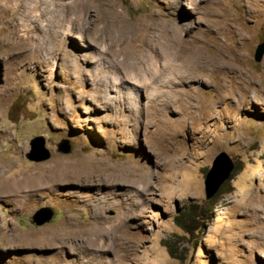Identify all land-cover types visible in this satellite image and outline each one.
<instances>
[{
  "label": "rangeland",
  "instance_id": "1",
  "mask_svg": "<svg viewBox=\"0 0 264 264\" xmlns=\"http://www.w3.org/2000/svg\"><path fill=\"white\" fill-rule=\"evenodd\" d=\"M30 1L0 0V179L42 182L0 195V264H264V0Z\"/></svg>",
  "mask_w": 264,
  "mask_h": 264
},
{
  "label": "water",
  "instance_id": "2",
  "mask_svg": "<svg viewBox=\"0 0 264 264\" xmlns=\"http://www.w3.org/2000/svg\"><path fill=\"white\" fill-rule=\"evenodd\" d=\"M264 55V43H260L254 53V60L256 62L261 61ZM41 139L39 137L33 138L30 141L31 153L27 155L30 161L41 162L49 157V152L44 150L41 145ZM63 153L69 151L68 146L61 147ZM234 168L233 160L225 153L221 152L214 157L211 162V166L205 173L204 177V194L205 198L209 200L212 198L220 188V186L229 178ZM52 217V211L49 209H39L32 216V223L40 226L48 222Z\"/></svg>",
  "mask_w": 264,
  "mask_h": 264
},
{
  "label": "bare ground",
  "instance_id": "3",
  "mask_svg": "<svg viewBox=\"0 0 264 264\" xmlns=\"http://www.w3.org/2000/svg\"><path fill=\"white\" fill-rule=\"evenodd\" d=\"M52 1L54 2V0H52ZM30 2H33V5H29L27 3L26 5H24L23 8L27 12H28V10H30L31 12H29V13H32V12H34L36 5L39 3H42L43 0H31ZM196 2H197V0H187V2H185V4L188 5V9L190 12H196V10H197ZM108 4L109 3L105 2V6H108ZM88 6H89V0H70L68 3L65 4L66 8L71 9L70 13L72 15L71 16L72 20H85L84 15L88 10ZM44 12H46V8L42 9V13H44ZM102 20H123V19L121 18V14H116L115 12H112V13L109 12L107 15H105L102 18ZM75 36L78 40L83 42V39L81 38V36L79 34L75 35ZM82 45L84 46V44H82ZM36 174L37 173L27 174L25 177H22V179H20L19 181L15 180L13 178H5V177L3 179H0V195L10 194L13 196V194L21 188L29 189V190L39 188L41 186L42 181L37 180ZM27 199L29 200V198H27ZM27 199L25 200L26 202H28ZM18 239H19V237H18ZM6 240L8 241V243L10 242L9 238H7Z\"/></svg>",
  "mask_w": 264,
  "mask_h": 264
},
{
  "label": "trees",
  "instance_id": "4",
  "mask_svg": "<svg viewBox=\"0 0 264 264\" xmlns=\"http://www.w3.org/2000/svg\"><path fill=\"white\" fill-rule=\"evenodd\" d=\"M238 172V168L236 167V165L234 164V168H233V170H232V172H231V174H230V176H229V178L226 180V181H229V180H231L232 179V177H233V175L234 174H236ZM225 181V182H226ZM224 182V183H225ZM223 183V184H224ZM222 184V185H223ZM221 185V186H222ZM221 186H220V188H221ZM219 188V189H220ZM219 189H218V191H219ZM217 191V192H218ZM214 196H217V193L214 195ZM210 199H212V198H210ZM209 199V200H210ZM216 201L217 200H215L212 204H211V207L210 208H212V209H214V207H215V204L214 203H216ZM211 201H208V203H210ZM195 208H197V210L199 209V211H197ZM207 207L203 210V208L202 207H200V206H196V207H194L193 208V210L192 209H187V213L186 214H184L182 217H177L176 218V224L181 228V229H183L184 231H186V232H195V231H197L198 230V228H199V225H200V223H203L204 221H205V214H207ZM189 219L188 221H186V220H184V219ZM169 253L171 254V255H174V254H172V251L170 250V248H169Z\"/></svg>",
  "mask_w": 264,
  "mask_h": 264
}]
</instances>
